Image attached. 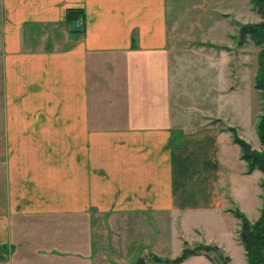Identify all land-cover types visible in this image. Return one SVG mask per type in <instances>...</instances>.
Here are the masks:
<instances>
[{"label": "crops", "instance_id": "crops-1", "mask_svg": "<svg viewBox=\"0 0 264 264\" xmlns=\"http://www.w3.org/2000/svg\"><path fill=\"white\" fill-rule=\"evenodd\" d=\"M68 10L82 15L68 22ZM167 10L168 0H0V264H133L149 216L171 218L152 246L196 233L224 249L189 220L230 214L219 179L240 150L197 100L176 101Z\"/></svg>", "mask_w": 264, "mask_h": 264}, {"label": "rangeland", "instance_id": "rangeland-1", "mask_svg": "<svg viewBox=\"0 0 264 264\" xmlns=\"http://www.w3.org/2000/svg\"><path fill=\"white\" fill-rule=\"evenodd\" d=\"M166 14L169 21L172 19L173 22L170 30V59L176 101L197 100L202 108L196 109H201L204 116L211 117L204 119L207 123L217 124L220 128H235L242 140L260 151L255 126L261 112V101L253 88L258 48L247 43L238 49L232 44L230 37L235 33L233 22L247 24L260 21L248 0H168ZM196 41L210 43L218 48L196 47ZM193 109L196 110L194 107ZM196 112L201 113L191 112V119L195 124L197 117H200ZM213 116L219 120H214ZM179 138L178 133L177 139ZM3 148V143L0 142V209L5 206ZM230 156L219 179L218 191L223 195L221 204L226 208L241 209L240 212L250 221H254L260 213L262 199L259 181L262 174L255 172L251 176H243V161L237 160L234 152ZM228 215L223 217L212 212L203 216L195 212V216L189 221L199 231L207 228V235L217 236L216 242L224 246L222 253L229 256V264H246L245 256H240L243 248L240 244H235L239 222L232 215ZM148 218L150 223L153 221L157 226L152 223L149 225L150 230L145 227L142 240L133 245L134 250L141 247L139 253L143 255V258H138L137 254L133 264H137L139 260L144 264H158L153 261V256L173 259L185 246L192 248L197 244L194 239L198 237L194 233L192 240L186 245L183 241L170 238L164 240L166 247L152 246L154 234L166 232L163 231V226H168L171 218ZM167 234L170 235V232ZM204 234L203 236H206V232ZM209 256L213 262L204 257L196 264H219L216 254L210 253Z\"/></svg>", "mask_w": 264, "mask_h": 264}, {"label": "trees", "instance_id": "trees-1", "mask_svg": "<svg viewBox=\"0 0 264 264\" xmlns=\"http://www.w3.org/2000/svg\"><path fill=\"white\" fill-rule=\"evenodd\" d=\"M248 2L260 21L247 24L233 22L235 33L230 37L238 49L243 48L247 43H251L258 48L253 88L259 94L261 101V112L255 126V133L261 150L253 149L247 142L242 140L235 128L224 127L221 129L229 132L233 144L239 147L240 159L246 166L245 174L250 175L254 171L262 174L259 182L262 201L258 218L255 221H250L236 207L229 209L228 212L239 222L237 241L243 248L246 264H264V0H248ZM81 13L80 10H68L66 21L74 22L78 20L79 15H82ZM203 46L218 48L211 44H204ZM210 253L216 254L219 264L230 263V259L223 255L221 249L216 246L203 244H197L192 248L185 246L181 253L173 259H163L157 256H153L152 259L158 264H181L191 257L205 256L209 261L213 262L209 256ZM137 264L144 263L139 260Z\"/></svg>", "mask_w": 264, "mask_h": 264}, {"label": "built area", "instance_id": "built-area-1", "mask_svg": "<svg viewBox=\"0 0 264 264\" xmlns=\"http://www.w3.org/2000/svg\"><path fill=\"white\" fill-rule=\"evenodd\" d=\"M80 24V22H77V26Z\"/></svg>", "mask_w": 264, "mask_h": 264}]
</instances>
